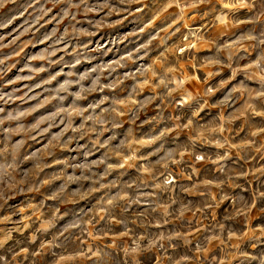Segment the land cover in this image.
<instances>
[{
	"label": "rangeland",
	"instance_id": "1",
	"mask_svg": "<svg viewBox=\"0 0 264 264\" xmlns=\"http://www.w3.org/2000/svg\"><path fill=\"white\" fill-rule=\"evenodd\" d=\"M0 264H264V0H0Z\"/></svg>",
	"mask_w": 264,
	"mask_h": 264
}]
</instances>
